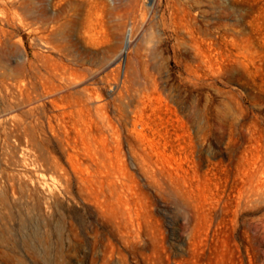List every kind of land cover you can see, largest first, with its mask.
Listing matches in <instances>:
<instances>
[{"label":"rangeland","instance_id":"obj_1","mask_svg":"<svg viewBox=\"0 0 264 264\" xmlns=\"http://www.w3.org/2000/svg\"><path fill=\"white\" fill-rule=\"evenodd\" d=\"M49 32L44 62L98 96L111 175L80 174L100 142L89 114L64 112L76 89L37 79ZM78 126L96 134L91 150ZM251 174L258 198H239ZM106 178L127 230L100 213ZM0 264H264V0H0Z\"/></svg>","mask_w":264,"mask_h":264},{"label":"bare ground","instance_id":"obj_2","mask_svg":"<svg viewBox=\"0 0 264 264\" xmlns=\"http://www.w3.org/2000/svg\"><path fill=\"white\" fill-rule=\"evenodd\" d=\"M131 11L133 15L137 16V15H143L144 9L142 6L134 5L131 8ZM41 23L44 24L43 21ZM131 32H132L131 29L128 30L122 49L114 58H112L110 63H115L121 57V55H123L126 52L130 43ZM50 35L51 32H49V34L46 37L45 36L39 37L40 49L36 53L37 64L35 71L37 79L40 81V83H43L47 78L54 81H58L59 90H71L78 88L83 84L85 80V76L82 73H75L70 71V77L66 78L65 77L66 72L67 70H71V68L64 67L63 71H60L55 67L52 68L51 64L48 65L44 62L45 55L43 54L41 49L43 47L46 48L55 47L52 41L50 40ZM63 100H64L63 109L65 113L73 114L75 112L76 115L78 116V119H83L84 115L86 114L90 115L89 121L95 124L97 135L99 137L100 150L96 156L93 154L89 155L90 163L86 169L83 168L80 169L81 176L91 175L93 177H96L97 176L96 174L99 172L100 167L105 168L106 169L105 171L111 175L112 172L115 171V167H116L113 163V156H114L113 154L117 152V146H114L108 137V134L110 132V127L106 121L107 119H105L103 113L101 112L100 104L98 103V96L89 93L87 87H81L80 89H76L74 92L69 91V93L64 95ZM92 106H94L95 108L94 110L95 114L91 113ZM81 122L83 124L87 123L86 120H82ZM81 122L78 121L77 123H79L80 125ZM133 125H134L133 131L138 136L137 141L142 142L143 134L140 130L137 129L138 124L134 123ZM77 130L78 133H80L82 136L85 147L88 150H91V145L94 144L93 137L96 134L92 133L89 130L84 132L83 128L82 127L80 128L79 126L77 127ZM130 145L134 153L140 155L141 157L140 162L145 167V171L147 174H149V177H152L154 181L158 182L159 184H163V182L161 181L169 182L172 193L178 196L179 198H181L187 204H191L193 210L196 212V217H199L201 208L194 201H192L191 198L187 197L186 194H184L183 190L180 189L177 180L174 178L171 172H169L168 174H164L163 171H159L155 168H152L149 164V160L147 159V157L144 154L142 155L138 151L137 144L135 143V141L134 142L131 141ZM95 158L99 160V164L96 163ZM107 179L110 182V190L108 189L110 191V196L108 197L103 192H101V194L102 193L103 194H102V198L100 199L99 194L94 195V197L98 200L97 201V204L99 206L98 208L100 209V213L107 218V221L115 229H117L118 231L127 230L129 229V224L132 222V215L130 211L125 207V203L122 200L115 197V195L118 192L117 184L114 182V180H112V178H106V181ZM259 189H260L259 176L257 174H251L247 186L239 191V198L244 197L248 200H255L258 198Z\"/></svg>","mask_w":264,"mask_h":264}]
</instances>
